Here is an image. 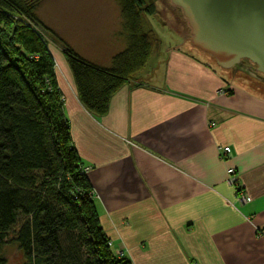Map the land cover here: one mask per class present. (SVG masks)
<instances>
[{"label": "crops", "instance_id": "0c3cea01", "mask_svg": "<svg viewBox=\"0 0 264 264\" xmlns=\"http://www.w3.org/2000/svg\"><path fill=\"white\" fill-rule=\"evenodd\" d=\"M124 47L88 57L108 67ZM163 50L103 117L82 105L64 53L53 50L111 248L131 264H264V96L180 44Z\"/></svg>", "mask_w": 264, "mask_h": 264}, {"label": "trees", "instance_id": "16d2710c", "mask_svg": "<svg viewBox=\"0 0 264 264\" xmlns=\"http://www.w3.org/2000/svg\"><path fill=\"white\" fill-rule=\"evenodd\" d=\"M42 1L0 0V264H7L2 250L10 235L22 264H131L114 253L101 225L92 166L74 145L56 58L40 32L48 30L38 15ZM118 2L128 42L110 66L54 35L80 102L96 117L108 113L114 94L139 78L160 46L144 18L153 6Z\"/></svg>", "mask_w": 264, "mask_h": 264}, {"label": "rangeland", "instance_id": "374dc122", "mask_svg": "<svg viewBox=\"0 0 264 264\" xmlns=\"http://www.w3.org/2000/svg\"><path fill=\"white\" fill-rule=\"evenodd\" d=\"M145 2L146 6H153V14H145L144 18L160 46L155 54L158 53L150 58L144 72L149 73L153 69L154 61H157L158 54L164 51V47L180 44L185 50L202 55L215 68L222 71L231 83L264 96V74H260L262 79L259 80L249 73L256 72L255 64L242 60L241 62L248 66V71H242L238 64L229 69L220 67L212 56L194 47L188 40L191 28L182 9L175 6L171 0ZM38 15L48 27V30L45 28L40 32L52 50L62 51L54 35L61 37L80 56L88 60L91 59L88 56L103 58L108 50L122 43L127 46L128 32L118 0H43ZM56 63L59 71L60 65L57 60ZM11 239L10 235V240L4 245L2 253L7 259V264H22L23 254Z\"/></svg>", "mask_w": 264, "mask_h": 264}, {"label": "water", "instance_id": "95a60500", "mask_svg": "<svg viewBox=\"0 0 264 264\" xmlns=\"http://www.w3.org/2000/svg\"><path fill=\"white\" fill-rule=\"evenodd\" d=\"M191 28L190 43L229 69L242 60L264 74V0H171Z\"/></svg>", "mask_w": 264, "mask_h": 264}, {"label": "built area", "instance_id": "2783aa9c", "mask_svg": "<svg viewBox=\"0 0 264 264\" xmlns=\"http://www.w3.org/2000/svg\"><path fill=\"white\" fill-rule=\"evenodd\" d=\"M230 151H231L230 147L228 146L223 147L222 149H220V157L223 160H227ZM227 171H228V182L233 186H237L239 183V173L237 169L235 167H229ZM242 199H245V197L243 196ZM122 254H123L122 251H118L117 253L118 256H122Z\"/></svg>", "mask_w": 264, "mask_h": 264}, {"label": "flooded vegetation", "instance_id": "af4514ba", "mask_svg": "<svg viewBox=\"0 0 264 264\" xmlns=\"http://www.w3.org/2000/svg\"><path fill=\"white\" fill-rule=\"evenodd\" d=\"M238 66H239V68H240L242 71H248V70H249V69H247L248 66H247L245 63L240 62V63L238 64ZM253 73H256V72H253Z\"/></svg>", "mask_w": 264, "mask_h": 264}]
</instances>
